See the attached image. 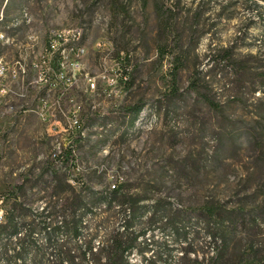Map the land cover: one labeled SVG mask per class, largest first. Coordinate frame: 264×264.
<instances>
[{"label": "rangeland", "instance_id": "374dc122", "mask_svg": "<svg viewBox=\"0 0 264 264\" xmlns=\"http://www.w3.org/2000/svg\"><path fill=\"white\" fill-rule=\"evenodd\" d=\"M162 2L175 21L161 40L167 54L159 63L154 0L145 9L143 0H120L127 14L119 20L111 0H12L6 10L0 0V209L103 203L102 194L121 181L134 196L185 209L210 201L264 203V123L257 120L264 103L256 102L263 94L241 83L257 84V76L238 77L235 64L214 61L234 42L240 58L264 46V0ZM177 55L188 60L174 83ZM194 67L221 108L191 89ZM238 94L243 103L232 102ZM140 100L147 104L131 128L124 108ZM67 149L74 166L58 158ZM52 172L72 188L61 191L65 185ZM201 240L205 248L208 240ZM181 251L176 246L173 255Z\"/></svg>", "mask_w": 264, "mask_h": 264}, {"label": "trees", "instance_id": "16d2710c", "mask_svg": "<svg viewBox=\"0 0 264 264\" xmlns=\"http://www.w3.org/2000/svg\"><path fill=\"white\" fill-rule=\"evenodd\" d=\"M3 1L6 10L12 0ZM162 1L154 0L159 20V63L167 54L161 40L173 30L175 21V11L165 8ZM111 3L116 20L127 14V7L120 0H111ZM146 3L147 0H143V9ZM201 15L196 13L189 27L191 40ZM262 16L264 18V14ZM237 44L234 42L221 49L214 61L232 67L235 64L233 70L238 77L256 75L257 84L254 81L241 83L244 88L251 84L253 95L263 94L256 102L264 103V46L256 55L240 58L236 53ZM187 60V55L176 56L172 70L174 83ZM202 75V71L194 67L191 89L210 107L221 108L208 91L210 86ZM172 92L178 94L176 85ZM240 94L232 96V102L243 103ZM146 104L140 100L124 108L131 128L135 127ZM257 120L264 123V114L257 115ZM252 139L258 141L256 134ZM70 149L58 156L66 166L75 165ZM52 176L58 178L59 186L65 185L61 189L64 193L72 188L70 179L61 181L58 172H52ZM24 184L23 180L17 185L16 192L23 189ZM82 186L84 193L87 187L84 183ZM131 186L124 181L115 189L110 186L108 192L102 194L103 203H87L83 199L75 203H48L40 212L23 203H12L10 210L5 211L4 222L0 223V260L4 264H264V203L210 201L185 209L148 195L134 196ZM99 205L105 206L102 213L96 208ZM107 213L109 217H104ZM203 238L208 240L205 248ZM176 246H181L182 250L178 257L173 255ZM136 256L141 258L139 263L134 261Z\"/></svg>", "mask_w": 264, "mask_h": 264}, {"label": "built area", "instance_id": "2783aa9c", "mask_svg": "<svg viewBox=\"0 0 264 264\" xmlns=\"http://www.w3.org/2000/svg\"><path fill=\"white\" fill-rule=\"evenodd\" d=\"M58 36H60L59 38L62 39V35H58ZM3 38H4V35L0 34V40ZM50 48H51L52 53H54L56 51V47L54 45H51ZM22 72L25 73V70L23 69ZM0 75H2V76L5 75V69L0 70ZM17 76H18L17 74H14V78H16ZM59 153H61V151ZM71 183L76 185V183H74L72 180H71ZM118 184H112V189H115L116 185H118ZM4 220H5V212L2 209H0V223H3Z\"/></svg>", "mask_w": 264, "mask_h": 264}]
</instances>
